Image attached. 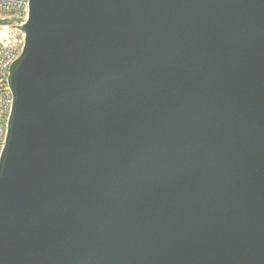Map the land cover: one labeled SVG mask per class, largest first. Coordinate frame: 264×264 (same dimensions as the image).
Masks as SVG:
<instances>
[{
    "label": "water",
    "instance_id": "obj_1",
    "mask_svg": "<svg viewBox=\"0 0 264 264\" xmlns=\"http://www.w3.org/2000/svg\"><path fill=\"white\" fill-rule=\"evenodd\" d=\"M21 29L0 264H264V0H29Z\"/></svg>",
    "mask_w": 264,
    "mask_h": 264
},
{
    "label": "built area",
    "instance_id": "obj_2",
    "mask_svg": "<svg viewBox=\"0 0 264 264\" xmlns=\"http://www.w3.org/2000/svg\"><path fill=\"white\" fill-rule=\"evenodd\" d=\"M28 16L29 0H0V158L13 105V94L8 83L9 69L23 51L25 33L21 24ZM11 18H19L20 22H10Z\"/></svg>",
    "mask_w": 264,
    "mask_h": 264
},
{
    "label": "rangeland",
    "instance_id": "obj_3",
    "mask_svg": "<svg viewBox=\"0 0 264 264\" xmlns=\"http://www.w3.org/2000/svg\"><path fill=\"white\" fill-rule=\"evenodd\" d=\"M20 34V33H19Z\"/></svg>",
    "mask_w": 264,
    "mask_h": 264
}]
</instances>
